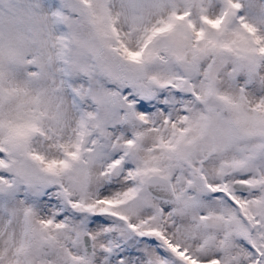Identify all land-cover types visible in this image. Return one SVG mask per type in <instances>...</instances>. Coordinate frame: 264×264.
Listing matches in <instances>:
<instances>
[{
  "label": "snow or ice",
  "instance_id": "snow-or-ice-1",
  "mask_svg": "<svg viewBox=\"0 0 264 264\" xmlns=\"http://www.w3.org/2000/svg\"><path fill=\"white\" fill-rule=\"evenodd\" d=\"M0 264H264V0H0Z\"/></svg>",
  "mask_w": 264,
  "mask_h": 264
}]
</instances>
